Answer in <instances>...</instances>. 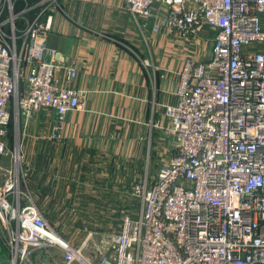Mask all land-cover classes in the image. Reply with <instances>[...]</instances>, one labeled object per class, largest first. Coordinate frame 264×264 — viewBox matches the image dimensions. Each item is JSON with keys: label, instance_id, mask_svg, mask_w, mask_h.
Masks as SVG:
<instances>
[{"label": "built area", "instance_id": "obj_1", "mask_svg": "<svg viewBox=\"0 0 264 264\" xmlns=\"http://www.w3.org/2000/svg\"><path fill=\"white\" fill-rule=\"evenodd\" d=\"M124 2L146 19L162 5L154 32L213 42L207 59L185 56L177 101L165 107L170 157L152 183L130 185L138 210L103 236L96 264H264V0ZM57 8L59 0H0V157L10 158L0 165V243L9 264H33L31 254L48 246L62 251V264L84 261L35 204L16 134L20 116L48 108L57 115L48 138L58 140L66 114L85 106L69 84L75 67L46 46Z\"/></svg>", "mask_w": 264, "mask_h": 264}, {"label": "crops", "instance_id": "obj_2", "mask_svg": "<svg viewBox=\"0 0 264 264\" xmlns=\"http://www.w3.org/2000/svg\"><path fill=\"white\" fill-rule=\"evenodd\" d=\"M59 4L51 12L46 46L56 51V61L75 67L76 77L69 84L80 92L85 106L66 114L58 140L48 138L57 122L53 109L41 108L28 119L19 117L18 149L30 151L26 183L50 225L97 219V211L106 212L108 220H116L109 213L118 211L121 221L130 213L124 198L129 182L152 183L170 157L173 138L165 107L177 101L185 56L192 51L197 59H207L212 35L203 39L195 34L191 44L163 29L154 32L153 17L166 12L159 4L153 5L147 19L132 15L124 0ZM45 59L50 60L48 55ZM62 76L58 71L59 81ZM14 129L13 124L7 137L10 149L15 145ZM9 164L8 156L0 157V165ZM109 176L118 179L109 185ZM57 253L58 258L53 257ZM30 257L33 264L63 263L62 251L51 246ZM0 264H9L1 243Z\"/></svg>", "mask_w": 264, "mask_h": 264}, {"label": "rangeland", "instance_id": "obj_3", "mask_svg": "<svg viewBox=\"0 0 264 264\" xmlns=\"http://www.w3.org/2000/svg\"><path fill=\"white\" fill-rule=\"evenodd\" d=\"M23 148V147H22ZM24 149V148H23ZM30 154V151L28 149L23 150L22 160H23V166L27 171V159ZM109 185L112 184L111 180L114 181V179H118V177H111L109 176ZM133 180V179H132ZM131 180V181H132ZM137 180V179H136ZM129 184L138 182L133 181ZM128 185V184H127ZM129 186V185H128ZM130 189V187H129ZM124 198L127 199V204L129 205V211L131 214H134L136 209L139 207V201H137L136 197H134L131 192H126ZM125 202V203H126ZM126 204V205H127ZM98 210H101V208H97ZM99 218H92L90 220H85L83 223H77V224H52L51 226L54 227L55 231L68 243H70L75 248L81 249V254L84 257V261L82 262H74L73 264H96L97 263V255L98 250L97 248H101L103 236L112 234L119 229V221L116 217H118V211L116 212H110L109 215L115 216L114 219L116 220H108L109 218H106V215H108L106 212H99L97 211ZM128 214V213H126ZM92 216V214H90ZM95 216V214H93ZM105 217V218H103ZM104 220V221H103ZM106 221V222H105ZM59 251H61L59 249ZM53 257L58 258V253L56 256ZM89 262V263H88Z\"/></svg>", "mask_w": 264, "mask_h": 264}, {"label": "trees", "instance_id": "obj_4", "mask_svg": "<svg viewBox=\"0 0 264 264\" xmlns=\"http://www.w3.org/2000/svg\"><path fill=\"white\" fill-rule=\"evenodd\" d=\"M21 6V5H20ZM9 134H10V136H11V131H12V122L10 123V125H9Z\"/></svg>", "mask_w": 264, "mask_h": 264}]
</instances>
